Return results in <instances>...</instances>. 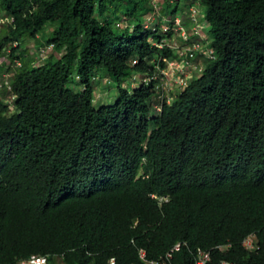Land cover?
Returning a JSON list of instances; mask_svg holds the SVG:
<instances>
[{"label":"trees","instance_id":"1","mask_svg":"<svg viewBox=\"0 0 264 264\" xmlns=\"http://www.w3.org/2000/svg\"><path fill=\"white\" fill-rule=\"evenodd\" d=\"M184 1L199 4L214 56L157 112L153 85L121 87L177 56L149 41L161 38L144 27L151 0H0L1 64L24 36L54 46L2 84L14 99L0 97V264H143L140 249L157 259L183 240L173 264H194L196 248L264 264V0ZM100 70L118 85L112 105L94 104Z\"/></svg>","mask_w":264,"mask_h":264},{"label":"built area","instance_id":"2","mask_svg":"<svg viewBox=\"0 0 264 264\" xmlns=\"http://www.w3.org/2000/svg\"><path fill=\"white\" fill-rule=\"evenodd\" d=\"M196 2L189 4L188 14L184 19H176L173 27L165 28L166 33L174 34L173 37L164 38L161 43L155 44L162 48L164 45L173 49L177 56L173 59L162 57V63L156 65V71L144 79L147 84H153L158 91H167L175 95L188 85L196 72L203 69V60L213 58L214 52L209 47V39L201 31L206 24L202 22V11ZM186 22V24H185ZM145 28H149L148 25ZM171 39V40H170ZM52 45L40 49V57L44 59L51 51ZM136 61H133V64ZM17 65H20L17 63ZM7 83V82H6ZM173 97V96H172ZM169 101V99H167ZM185 243H176L169 251L157 259H148L143 249L139 250V258L143 264H173L172 259L176 251H179ZM243 245L252 250L255 249L251 239H246ZM54 258V259H52ZM209 254L198 250L196 264H210ZM15 264H64L61 256L34 254L29 257L18 259ZM107 264H115L110 259ZM212 264V263H211ZM215 264H236L229 261H221Z\"/></svg>","mask_w":264,"mask_h":264},{"label":"rangeland","instance_id":"3","mask_svg":"<svg viewBox=\"0 0 264 264\" xmlns=\"http://www.w3.org/2000/svg\"><path fill=\"white\" fill-rule=\"evenodd\" d=\"M163 2L164 0H151V4L153 5V10L152 12H150L148 15H153V11L154 12V25L159 24L160 28H161V21L163 19V24L167 23V16H164V18H162V13H161V9L163 6ZM185 6V1L181 0V2H179V10L177 11L176 15L177 17H183V15L185 14V12L188 10L184 9ZM203 12H204V7L202 8ZM4 14L0 13V27L4 24L6 25L8 23V20L6 19L7 17ZM145 16V19H146ZM125 22V21H124ZM124 25H126L127 23H122ZM51 27H48L45 31L46 34H48L51 31ZM205 35L209 38L208 35V29L207 27L205 28ZM20 42V46L18 47L19 51L17 54H19V57L24 60V61H31L32 65H41L44 63V61H41L39 58V53H38V49L41 46V44L39 45L40 42H42V39L40 37L36 38V39H31L28 36H24L22 38V40L19 41ZM52 53L49 54V56ZM6 59H8V55H6L5 57ZM14 66V65H13ZM12 64L8 65L5 64V62L3 61V63H0V97L6 99L7 101H10V94L9 91L6 89L4 90V88L2 87V84L6 81H10V77L13 75L14 70L16 67H13ZM135 76V79H133V77ZM141 75L138 73H134L132 74V76L128 79H126L122 84L121 87L126 88L127 90H132L133 88L138 87V85L141 82ZM78 78H76L75 75L72 76L71 81L68 83V88L72 89L75 92H79L82 90V86L81 84L78 83ZM92 85L94 88V104L95 106H99V105H112L116 100H117V83L115 81H113L111 79V77L108 75V73L105 70H100L97 72L96 77L92 80Z\"/></svg>","mask_w":264,"mask_h":264},{"label":"clouds","instance_id":"4","mask_svg":"<svg viewBox=\"0 0 264 264\" xmlns=\"http://www.w3.org/2000/svg\"><path fill=\"white\" fill-rule=\"evenodd\" d=\"M189 2H185V6H184V9L185 10H187L188 8H189ZM154 12L155 11H153V15H148V16H146V19H145V17L143 18L144 19V27L146 26V25H148L149 26V28H146V29H151V30H155V25H154ZM187 14H188V10L185 12V14L183 15V17L181 18V17H177V15H169V16H167L168 18H167V23L166 24H163V19H162V21L160 22L161 23V28H160V26H159V24H156V25H158L159 26V33H160V35H161V38L160 39H158V40H156V39H154L153 37H151L150 39H149V41H150V43L151 44H153L154 46H156L157 47V45H155V44H158V43H161L162 42V40L164 39V38H167V39H169L168 37H173V40H171V42H174L176 39H175V37H174V34H171V33H166V31H164V29L165 28H171V27H173V25H174V22H175V20L176 19H184V18H186V16H187ZM164 16L165 15H163L162 14V18H164ZM40 45V44H39ZM49 45H52V44H46V45H42L41 44V46L39 47V49H38V53H40V49L41 48H44V47H47V46H49ZM53 46V45H52ZM11 47H18V44H17V42L16 41H14L12 44H11ZM54 47V46H53ZM53 47H52V49H51V51L50 52H48L47 53V55H46V57L44 58V59H42L41 57H40V54H39V58H40V60L41 61H45L46 59H47V57L49 56V54L53 51ZM163 47H166V48H169V47H167L166 45H164ZM162 47V48H163ZM159 48V47H158ZM19 49V48H18ZM159 49H161V48H159ZM170 49V48H169ZM170 50H172V51H174L173 49H170ZM6 55H8L9 53H10V49H7L6 50ZM175 52V51H174ZM204 61L205 60H203V63H204ZM17 63H19L20 65H17ZM21 64H22V62H21V59L20 58H18V59H16L15 60V63H14V66L13 67H21ZM135 64V63H134ZM156 71V70H155ZM154 71V72H155ZM153 72H151V73H146L145 75H141V82L142 83H144L145 85H153V84H150V83H146V82H144V79L145 78H147L150 74H152ZM196 76H198V75H194L193 76V78L194 77H196ZM133 79H135V76L133 77ZM140 82V83H141ZM4 83H6V81L4 82ZM153 88H154V94L156 95L157 94V100H156V103L153 105V108L155 109V111H157V112H159V111H161V108H162V104L163 103H167V104H170L172 101H173V98L176 96V94L175 95H172V93H168L167 91H157L156 90V88H155V86L153 85ZM8 91H11V88H8L7 89ZM173 96V97H172ZM13 96H10V98H9V100L10 101H6L8 104H11L12 103V101H13ZM167 99H169V101L167 100ZM11 106V105H10ZM152 197L153 198H155V199H157L159 202L161 201V200H164V201H166V198L164 197H157L156 195H152ZM246 239H251L252 240V242H253V244L255 245V249H256V240H255V235L254 234H250V235H248L243 241H242V246L244 247V248H246L244 245H243V242L246 240ZM176 243H185V245L179 250V251H176L175 253H174V255H173V259H174V256H175V254L176 253H179L180 251H182L184 248H187L188 249V246H189V244H188V242L187 241H177ZM176 243H174L167 251H169ZM217 249H220L221 251L224 249H227V248H229V246H218V247H216ZM246 249H248V248H246ZM255 249H252V250H250V249H248L249 251H253V250H255ZM198 250H202V251H205L206 253H208L209 254V257H210V264L212 263V264H215V263H218V262H221V261H229V262H233V263H236V262H234V261H230V260H227V259H222V260H217V261H214L213 260V257H212V250H207V249H204V248H196V249H194L193 251H191V255H192V257L194 258V264H196V260L198 259ZM166 251V252H167ZM165 252V253H166ZM164 253V254H165ZM163 254V255H164ZM161 257V256H160ZM173 259H172V263H173ZM236 264H238V263H236Z\"/></svg>","mask_w":264,"mask_h":264}]
</instances>
